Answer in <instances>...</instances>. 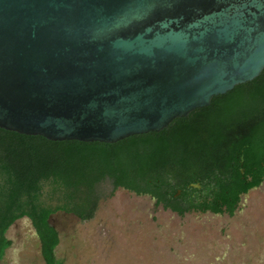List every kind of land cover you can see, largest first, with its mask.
<instances>
[{
  "label": "water",
  "instance_id": "obj_1",
  "mask_svg": "<svg viewBox=\"0 0 264 264\" xmlns=\"http://www.w3.org/2000/svg\"><path fill=\"white\" fill-rule=\"evenodd\" d=\"M264 70V0H0V128L116 144Z\"/></svg>",
  "mask_w": 264,
  "mask_h": 264
},
{
  "label": "trees",
  "instance_id": "obj_2",
  "mask_svg": "<svg viewBox=\"0 0 264 264\" xmlns=\"http://www.w3.org/2000/svg\"><path fill=\"white\" fill-rule=\"evenodd\" d=\"M263 182L264 70L164 130L116 144L55 142L0 128V260L12 245L7 231L27 218L45 264H60V234L50 217L64 212L92 220L106 184L183 217L233 216Z\"/></svg>",
  "mask_w": 264,
  "mask_h": 264
},
{
  "label": "rangeland",
  "instance_id": "obj_3",
  "mask_svg": "<svg viewBox=\"0 0 264 264\" xmlns=\"http://www.w3.org/2000/svg\"><path fill=\"white\" fill-rule=\"evenodd\" d=\"M60 264H264V183L243 197L235 214L183 217L110 184L95 217L53 216ZM0 264H45L40 241L24 218L8 232Z\"/></svg>",
  "mask_w": 264,
  "mask_h": 264
},
{
  "label": "flooded vegetation",
  "instance_id": "obj_4",
  "mask_svg": "<svg viewBox=\"0 0 264 264\" xmlns=\"http://www.w3.org/2000/svg\"><path fill=\"white\" fill-rule=\"evenodd\" d=\"M263 183H264V182H263ZM263 183H262V184H263ZM195 187H197V188L200 189V185H195ZM253 190H254V189H253ZM251 191H252V190H251ZM251 191H250V192H251ZM250 192H249V193H250ZM249 193H248V194H249ZM248 194H246V195H248ZM194 196H195V195H194ZM244 196H245V195H244ZM244 196H243V197H244ZM243 197H242V200H241V202H240V205H241V203H242V201H243ZM194 213H196V212L187 213V214H194ZM208 213L213 214V215H215V216L218 215V214H215V213H213V212H209V211L206 212V213H199V214H208ZM187 214H186V215H187ZM54 215H55V214H53V215L50 217V219H49V223H50L51 226H52V227H53V228L59 233V230H58L57 226H56L55 224L52 223V219H53V216H54ZM21 220H24V218L21 219ZM16 224H17V222L14 223V224L9 228V230H8L7 233H6V237H7L8 232H9V231H10V230H11ZM31 224H32V223H31ZM32 227H33V225H32ZM33 230H34V232L36 233V235L38 236L37 231H36V229H35L34 227H33ZM7 238H8V237H7ZM38 238H39V237H38ZM8 239H9V238H8ZM39 241H40V240H39ZM11 246H12V245H11ZM11 246H10V247H11ZM10 247H9V248H10ZM9 248H8V249H9ZM57 248H58V247H57ZM8 249H7V250H8ZM40 249H41V245H40ZM7 250H6V251H7Z\"/></svg>",
  "mask_w": 264,
  "mask_h": 264
}]
</instances>
